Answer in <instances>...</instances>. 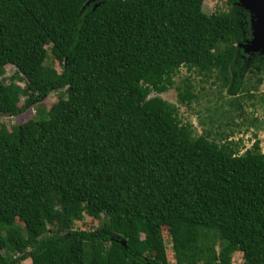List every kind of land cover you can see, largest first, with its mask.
<instances>
[{"label": "trees", "instance_id": "16d2710c", "mask_svg": "<svg viewBox=\"0 0 264 264\" xmlns=\"http://www.w3.org/2000/svg\"><path fill=\"white\" fill-rule=\"evenodd\" d=\"M205 2L0 0V114L59 95L46 119L0 126V264H170L164 229L175 264H264L260 141L240 155L196 136L161 98L183 68L235 102L264 83L250 13ZM86 217L99 228L76 229Z\"/></svg>", "mask_w": 264, "mask_h": 264}, {"label": "rangeland", "instance_id": "374dc122", "mask_svg": "<svg viewBox=\"0 0 264 264\" xmlns=\"http://www.w3.org/2000/svg\"><path fill=\"white\" fill-rule=\"evenodd\" d=\"M204 11L208 14L219 11L226 12L228 11L227 0H206ZM47 63L60 71L58 63L51 57H49ZM15 72L16 69L14 67H6L2 71V79L8 83ZM187 81L195 86L197 100L186 106L179 102L178 88H183ZM248 83L249 88L256 87L255 89H251L252 97H247L240 93L237 96L240 102H235L228 88H222L221 82L215 76L207 80L205 77L196 73H190L187 69L183 68L175 79L174 89L163 94L161 98L178 107L180 120L183 124H191L194 127L196 136H207L209 134L210 140L220 145L226 143L228 140L240 155L252 149L256 141H260L262 152L264 153V83L257 86L255 77L250 78ZM20 85L24 87V83H20ZM155 96V94L152 95V97ZM58 99V93L52 92L48 97L33 106L31 110L19 117L7 118L0 114V126H4L12 132L16 127L33 119H46L47 114L39 115L40 110H50ZM227 135L228 139H226ZM99 225L100 222H94L86 217L84 222L76 223L75 228L82 230L86 226H89L90 228L97 229ZM163 235L168 253V261L170 264H175L171 239L166 229H164ZM22 264H32V261L29 259ZM233 264H244L241 253L233 255Z\"/></svg>", "mask_w": 264, "mask_h": 264}, {"label": "water", "instance_id": "95a60500", "mask_svg": "<svg viewBox=\"0 0 264 264\" xmlns=\"http://www.w3.org/2000/svg\"><path fill=\"white\" fill-rule=\"evenodd\" d=\"M238 3L251 15L252 40L242 46L244 53H264V0H238Z\"/></svg>", "mask_w": 264, "mask_h": 264}]
</instances>
